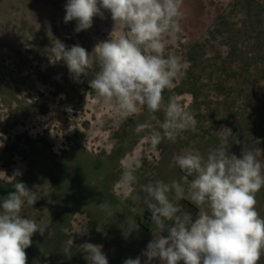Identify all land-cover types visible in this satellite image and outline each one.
Listing matches in <instances>:
<instances>
[{"label":"rangeland","instance_id":"1","mask_svg":"<svg viewBox=\"0 0 264 264\" xmlns=\"http://www.w3.org/2000/svg\"><path fill=\"white\" fill-rule=\"evenodd\" d=\"M66 3L0 0V171L9 181L27 172L16 181L50 187L43 198L22 209L25 218L46 226L44 236L33 234L25 250L27 264H89L79 248L85 242L102 245L109 264L137 256L144 264L142 253L155 225L140 185L179 179L182 172L174 156L191 147L206 155L220 146L223 134L229 136L230 154L239 157L245 148L264 162V0H183L182 31L167 52L182 57L188 67L163 94L165 103L174 97L194 114L197 126L174 142L164 139L155 149L147 139L150 130L137 134L135 128L147 122L159 130L163 109L154 114L143 109L128 118L115 115L89 87L97 69L74 79L52 53L58 41L67 48L79 44L91 53L113 31L105 10L104 18H93L90 29L76 32V21L64 22ZM211 23L217 24L211 35L221 39L208 46L202 29ZM71 142L98 151L99 159L79 147L63 157L50 149L59 153ZM134 159L141 164L135 170L138 183L126 191L121 176ZM16 171L21 175L12 177ZM45 172L48 177L43 178ZM16 181L0 179V200ZM256 199L264 216V188ZM174 203L193 216L198 211L187 200ZM129 226L133 231L125 236ZM85 229L86 234L79 233ZM72 240L69 258L61 251ZM152 264H160L159 259Z\"/></svg>","mask_w":264,"mask_h":264},{"label":"clouds","instance_id":"2","mask_svg":"<svg viewBox=\"0 0 264 264\" xmlns=\"http://www.w3.org/2000/svg\"><path fill=\"white\" fill-rule=\"evenodd\" d=\"M182 5L183 0H67L64 22L76 21V32L90 29L93 18H104L105 10L111 14L113 31L91 53L79 44L67 48L60 41L51 49L74 79L86 77L89 68L97 69L88 80L89 87L115 115L128 118L143 109L152 114L163 109L159 130L147 122L135 128L137 134L150 130L147 139L153 149L164 139L174 142L197 126L194 114L174 97L165 103L163 96L188 67L182 57L167 52L182 31ZM229 146V136L222 134L220 146L206 155L195 147L185 149L173 157L182 172L179 179L140 185L155 225L153 239L142 253L144 264L156 258L160 264H259L264 256V216L256 208V195L264 188V162L245 148L239 157L230 154ZM140 166L138 159L126 164L121 176L126 191L138 183L135 170ZM0 173V179L11 182L5 172ZM19 175L16 171L12 177ZM12 188L0 200V264H27L25 250L34 233L45 235L46 226L22 214L25 204L36 203V193L24 182L16 181ZM181 200L195 206V216L174 203ZM100 207L107 210L109 206L102 203ZM139 215L143 216V210ZM131 231L129 226L125 236ZM79 233L86 234V229ZM72 243L61 251L69 258ZM79 248L89 264H109L102 245L85 242ZM123 264H141V257L128 258Z\"/></svg>","mask_w":264,"mask_h":264},{"label":"flooded vegetation","instance_id":"3","mask_svg":"<svg viewBox=\"0 0 264 264\" xmlns=\"http://www.w3.org/2000/svg\"><path fill=\"white\" fill-rule=\"evenodd\" d=\"M163 96L164 97H166V100H167V94L165 93V94H163ZM170 98V97H169ZM121 135V134H120ZM80 148L83 152H85V153H88V154H90L93 158H94V160L95 161H97V159H99V157H98V151H91L89 148L87 149V147L86 146H83V144H80V143H77V144H73L72 142L70 143V145L69 146H66V147H63V150L61 151V152H59V153H57V152H55L54 150H53V148L52 147H50V149H51V151L53 152V153H55V154H57V155H60V156H65L66 154H72L73 152H74V150L76 149V148ZM110 154H111V152H110ZM97 164V163H96ZM28 171H29V169H28ZM27 172H25V175H21V176H19L18 178H21V177H26L27 176ZM42 177L43 178H46V177H48V173L47 172H45V173H43L42 174ZM18 178H13L12 180H11V182H13V181H16ZM29 189H31V190H33L35 193H36V195H37V197H38V200H40L41 198H43V196L50 190V187L49 186H47V185H41L40 187H39V185L34 181V180H31L30 182H29V184H28V186H27Z\"/></svg>","mask_w":264,"mask_h":264},{"label":"crops","instance_id":"4","mask_svg":"<svg viewBox=\"0 0 264 264\" xmlns=\"http://www.w3.org/2000/svg\"><path fill=\"white\" fill-rule=\"evenodd\" d=\"M210 8H208V10H209ZM207 10V9H206ZM230 10H232V8H230ZM222 14V13H221ZM217 24H213V23H211V24H207V27L206 28H203L202 29V32H203V39H206V41H207V45L208 46H211L212 44H215V43H218L219 42V40L221 39L219 36H216V38H215V36L214 35H211V32H214L215 30H217V26H216ZM193 31H195L194 29H193ZM194 36H196V34L194 35ZM195 38V37H194ZM195 43V42H194ZM236 61V60H235Z\"/></svg>","mask_w":264,"mask_h":264}]
</instances>
